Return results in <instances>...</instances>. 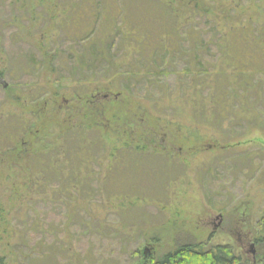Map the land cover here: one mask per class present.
Instances as JSON below:
<instances>
[{"label":"rangeland","instance_id":"obj_1","mask_svg":"<svg viewBox=\"0 0 264 264\" xmlns=\"http://www.w3.org/2000/svg\"><path fill=\"white\" fill-rule=\"evenodd\" d=\"M94 1L0 0V73H4L0 119L26 118L31 126L14 146L0 147V257L13 253V247L26 249L25 238L30 246L31 241H39L41 236L25 229L37 222L42 229L55 228L56 242L62 239L69 255L74 260L79 255L86 264H150L159 255L146 240L157 233L161 248L165 247L162 253L166 252L169 235L165 230L173 228L182 231L183 240L230 246L243 261L255 264L260 251L257 225L264 218V74L255 75L263 87L262 103L254 108L259 124L232 121L217 128L184 120L182 113L191 112L186 103L192 95L174 97L180 93V77L162 83L164 97L145 85L130 95L124 82L105 81L98 67L97 72L88 71L93 80L87 84L73 82L66 34L79 29L68 26V17ZM115 1L130 9L132 17L141 12L152 17L157 11L149 0ZM194 1H200L207 11L233 19H225L231 24L241 18L242 23L250 18L264 22V10L253 8L261 3L263 7L264 0H215L213 5L209 0ZM124 19L120 18L118 27ZM198 22L200 27L205 25ZM120 40L112 44V59L123 71L119 65L125 54ZM215 52L209 51L212 59L219 58ZM169 101L174 107L166 111L149 108L154 102L169 105ZM86 126L100 134L105 145L98 188L90 187L99 192L98 213L90 218L79 209L74 217L66 218L70 210L52 202L32 209V195L25 187L27 157ZM117 147L146 149L149 154L133 157L139 165L132 170L125 164L131 156L126 159L125 155L122 168L114 166L108 173L105 168ZM165 160L171 171H163ZM119 173L122 177L109 183ZM24 250L17 260L20 264H24Z\"/></svg>","mask_w":264,"mask_h":264},{"label":"trees","instance_id":"obj_2","mask_svg":"<svg viewBox=\"0 0 264 264\" xmlns=\"http://www.w3.org/2000/svg\"><path fill=\"white\" fill-rule=\"evenodd\" d=\"M149 2L157 6V11L152 17L143 12L140 16L132 17L130 9L115 0H95L96 4L87 3L86 7L76 12L77 14L73 13L72 17H68L69 25L65 24L73 31L75 28L79 29L66 34L69 46L71 44L70 79L74 75L73 82L87 84L93 80L89 79L88 71L97 72L100 68L103 70L105 81L112 79L115 83L124 82L127 88L124 90L130 95H133L138 86L145 85L150 87L152 92H160L163 96L165 89L162 83L167 78L180 77V93L174 97L179 100L183 99L187 92L192 95L186 103L191 112L182 113L185 121L196 125L203 123L214 128L232 121L258 125L260 119L258 111L254 108L262 103L263 87L256 83L255 75L264 74V22L250 18L242 23L241 18L231 24L225 19H233L220 17L213 13V10L201 8L200 1ZM208 3L213 5L215 0H209ZM253 8L256 11L264 10L262 3ZM122 17H125L123 26L118 27L117 22ZM132 18L134 19L131 20ZM198 21L204 22L205 25L200 27ZM218 25L221 26L220 29ZM217 33L219 39L215 41ZM118 39H121L125 54L122 65H119L124 67L123 71L118 70V62L114 63L112 59V44ZM118 49L121 50L120 46ZM211 50H215L219 58L212 59L213 55L209 53ZM130 59H133V62L128 64ZM179 67L181 71L178 70ZM3 74L0 73V79ZM202 75L208 79L201 80ZM84 88L87 90L86 86ZM205 92L206 95L202 98ZM169 107H174L173 104L170 106V101L169 105L156 102L149 105L154 112H163ZM3 118L0 119V147L6 148L7 144L14 146L27 134L31 126L26 118ZM104 151L105 145L101 135L93 132L92 127L86 126L68 132L56 145L51 142L30 154L25 163L29 173L25 187L32 195V209L52 202L70 210V213H66V218L74 217L79 209L84 216L90 218L95 212L98 213L100 207L96 204L99 192L90 187L99 184L100 165L105 162ZM146 154H149L146 149L117 147L111 155L112 162L105 170L111 173L113 167L119 165L120 170L124 165L125 155L126 159L128 155L132 159ZM130 159V162L125 164L126 168L131 167L132 170L139 164L133 162L135 158L132 161ZM142 161L143 158L139 159V162ZM163 162V171H171L170 162ZM95 167L96 171L93 170ZM147 168L150 169L149 166ZM119 174L115 180L111 178L109 183H115L121 178L123 173ZM109 194L113 195L111 192ZM133 208L132 204L129 209L131 215L135 209ZM257 226L256 243L260 251L255 264H264V218ZM25 229L32 235L41 236V239L31 241L30 246V242L25 238L24 247H28L24 249L27 253L23 246L13 247V253L6 252L0 257V264H20L17 260L23 250L24 264H86L80 260L79 255L76 256L78 261L69 255L68 246L62 239L56 242L58 238L55 228L42 229V225L35 222ZM123 229L126 230L124 225ZM165 232L169 235L166 252L162 253L165 247L161 248L163 244L160 243L157 233H153L151 238L146 240L158 249L159 256L151 260L150 264H249L236 255L230 246L183 240L182 231L174 228ZM147 235L146 232L143 233L145 238ZM0 242L3 243V239H0ZM6 247L10 248L8 245Z\"/></svg>","mask_w":264,"mask_h":264},{"label":"water","instance_id":"obj_3","mask_svg":"<svg viewBox=\"0 0 264 264\" xmlns=\"http://www.w3.org/2000/svg\"><path fill=\"white\" fill-rule=\"evenodd\" d=\"M218 220H221V217H218ZM218 227V225L215 227V229Z\"/></svg>","mask_w":264,"mask_h":264},{"label":"flooded vegetation","instance_id":"obj_4","mask_svg":"<svg viewBox=\"0 0 264 264\" xmlns=\"http://www.w3.org/2000/svg\"><path fill=\"white\" fill-rule=\"evenodd\" d=\"M219 222L221 221V220H218ZM219 226V225H218Z\"/></svg>","mask_w":264,"mask_h":264}]
</instances>
